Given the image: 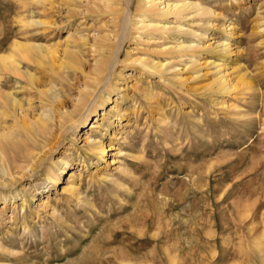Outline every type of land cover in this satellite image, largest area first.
<instances>
[{"label": "rangeland", "instance_id": "374dc122", "mask_svg": "<svg viewBox=\"0 0 264 264\" xmlns=\"http://www.w3.org/2000/svg\"><path fill=\"white\" fill-rule=\"evenodd\" d=\"M191 1L208 12L142 24L138 0H0V55L51 53L22 68L34 81H1L18 104L0 107V147L6 133L19 150L5 144L0 264H264V0ZM86 86L103 105L62 125ZM43 114L45 140L29 125Z\"/></svg>", "mask_w": 264, "mask_h": 264}, {"label": "bare ground", "instance_id": "6f19581e", "mask_svg": "<svg viewBox=\"0 0 264 264\" xmlns=\"http://www.w3.org/2000/svg\"><path fill=\"white\" fill-rule=\"evenodd\" d=\"M128 2H129V0H126V4ZM138 4H139L138 9H137L138 15L142 19H144L141 22L142 24L144 23L145 19L153 17V16L158 15V14H165V13L171 14L172 13L174 15L181 17L184 15L185 12L191 11V10H195V12H197V14L208 12V11H206L205 8L200 7V5L197 2L191 1V0H173V3H171V4L166 3V2H160L157 0H138ZM123 18L124 19L122 20L121 24H119V25H121V28H120V26H119V28H120V30L122 29V34H123V32L128 31L127 27L129 26V23L131 22V16L127 15L126 17H123ZM158 25H159L158 23H153V28L157 29ZM148 26H149L148 24L142 25L141 28H146ZM121 38L123 39V37H121ZM178 47H179V49H185V47L182 46L181 43L178 45ZM190 48H191V46L187 47L186 49H190ZM116 56H117V54H116ZM65 58L72 60L74 62H77L76 55L71 54L67 51L65 53ZM115 59L116 58H114V62L111 59L110 60L96 61V65L94 67L95 74L98 76L105 74L115 64ZM49 60H51V53L47 49L45 51L42 48L29 47V46L27 47V46H24L20 43L13 42L10 45V47L5 50L4 54L0 55V107L3 106V108H4V106H7L9 108L11 107L12 109H16V106L18 104L10 96V94H4L1 91V81L4 78V74L6 75V77L8 79H14V80L18 81L16 83H19V79H24V80L27 79L28 82H32V81H34V76L25 74V72L23 71L22 68L26 67L27 69H32V65L42 66L44 64H48ZM144 65L147 67H151L152 69H155V70L157 68L162 67L161 65H154L151 62L150 63H144ZM94 84H95V86H97L99 84V81L95 82ZM97 93H98V91L96 90V88H94V87L91 88V87L86 86L84 88V90L79 92L77 99H76V104L73 106L72 110L65 113L63 116L61 115L60 123L62 125L66 124L68 122V118H69V121L71 122L70 125L73 126V124H75L81 118L85 117V119H86L90 113L96 112L97 108H98L97 106L103 105V103H104V100H102L103 95L98 94V96H97ZM49 94H50L51 101L54 102V100H56L60 97L61 93H60L59 89H55L54 86H50L49 87ZM106 94L109 95V90H107ZM96 98H97V101H96ZM0 113H1V110H0ZM44 118L48 119L47 114H43L42 117H39L34 123L29 124L32 128L31 135L32 134H35L38 136L40 135L39 137H42V138H40L42 140L44 139V137H46L45 134L47 132V128H46L47 123L44 120ZM97 123H98L97 121L91 123L90 130L96 129L98 127ZM71 126H69V128H71ZM75 128H77V127H75ZM13 133L15 134V132H13ZM47 134H48V132H47ZM87 134H89V133H86V135ZM2 136L4 137V140H5L3 142L5 144L6 143L9 144V147H10L9 150H14V151L19 150L17 145L10 138V134L3 133ZM38 140H39V138H38ZM86 140H87V144H90L89 149H90L91 153L92 154L99 153L100 157L103 158V154L105 152V148L103 147V145H101V144L98 145L97 143H92V141H91L92 139L90 137L86 138ZM32 142L35 143V140L34 141L32 140ZM5 144H4V147H0V172H2V174H5L7 172V169L10 165L9 164L7 166V161H5V155L4 154L7 151L6 150L7 147L5 149ZM26 145H29V144L26 143ZM33 145H35V144H33ZM35 146H38V144H36ZM7 152L9 153V151H7ZM20 153H22V154L19 156L13 157L14 158L13 162L16 163L19 161V162H23V163L24 162L31 163V161L35 158V156L30 152H24V151L21 152L20 151ZM10 154H7V158ZM14 170H16V169H14ZM64 172H66V166L62 169H59V172L57 174H55L53 179H51L53 188H55L57 186L58 180L60 178L59 175L61 173H64ZM65 190L68 193H75V192H77L78 187L77 188L74 187L73 182L69 181ZM15 197L16 196H14L13 198L15 199ZM18 197H20V196L17 195V198ZM256 244H258V241ZM255 246H257V245H255ZM263 255L264 254L262 253V256ZM262 256H260V257H262ZM262 260H264V259H262ZM175 262L176 261L172 258L171 263L175 264Z\"/></svg>", "mask_w": 264, "mask_h": 264}]
</instances>
